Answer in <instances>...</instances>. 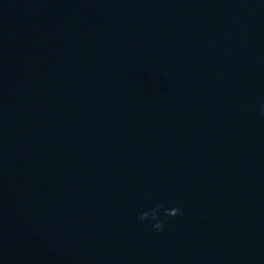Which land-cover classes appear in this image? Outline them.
<instances>
[{
    "label": "water",
    "instance_id": "1",
    "mask_svg": "<svg viewBox=\"0 0 264 264\" xmlns=\"http://www.w3.org/2000/svg\"><path fill=\"white\" fill-rule=\"evenodd\" d=\"M262 103L264 0H0V264H264Z\"/></svg>",
    "mask_w": 264,
    "mask_h": 264
},
{
    "label": "clouds",
    "instance_id": "2",
    "mask_svg": "<svg viewBox=\"0 0 264 264\" xmlns=\"http://www.w3.org/2000/svg\"><path fill=\"white\" fill-rule=\"evenodd\" d=\"M260 112L261 115H264V103L260 105ZM161 209H163L164 212V219H161L159 216V213L161 212ZM182 210L179 207H172V208H164L163 205L157 204L154 208H152L150 211H144L139 215V219L141 221L151 219L155 221V223L152 225V228L156 232H163L164 227L166 224V221L169 218H174L176 216L182 215Z\"/></svg>",
    "mask_w": 264,
    "mask_h": 264
}]
</instances>
